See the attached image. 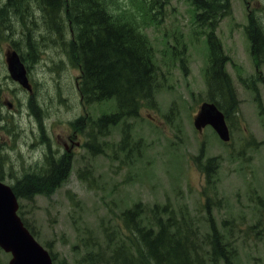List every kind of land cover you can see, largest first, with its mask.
Returning a JSON list of instances; mask_svg holds the SVG:
<instances>
[{
    "label": "rangeland",
    "instance_id": "1",
    "mask_svg": "<svg viewBox=\"0 0 264 264\" xmlns=\"http://www.w3.org/2000/svg\"><path fill=\"white\" fill-rule=\"evenodd\" d=\"M147 1L111 0L110 8L122 18L136 14L152 49L154 107L142 106L125 127L110 128L98 139L101 152H92L91 123L113 112L115 101L82 100L75 55L48 41L52 34L34 1L13 6L16 0H0V176L15 185L47 177L53 156H69L63 157L68 174L53 191L18 201L22 219L54 264H81L89 252L110 247L106 234L122 233L119 213L138 202L143 218L155 204L184 215L200 255L210 253L204 236L212 223L229 264H264V54L254 55L247 36L258 26L264 39V0H229L230 14L216 28L238 100L228 119V143L210 127L198 132L193 126L207 98L209 58L193 7L189 0H150L149 10ZM13 49L28 71L32 95L9 76L6 53ZM7 103L16 104L13 116ZM209 157L218 167L207 183L201 164ZM8 259L0 249V264Z\"/></svg>",
    "mask_w": 264,
    "mask_h": 264
},
{
    "label": "trees",
    "instance_id": "2",
    "mask_svg": "<svg viewBox=\"0 0 264 264\" xmlns=\"http://www.w3.org/2000/svg\"><path fill=\"white\" fill-rule=\"evenodd\" d=\"M32 1L38 6L45 29L52 34L48 41L73 51L80 69L77 87L82 100L88 104L115 101L113 112L91 123L94 134L87 147L92 152H100L99 137L106 136L110 128L119 124L125 127L126 119L137 118L142 106L154 107L157 67L152 49L133 19L136 14L125 12L126 18L116 15L110 8L111 0ZM22 2L16 0L13 6ZM147 2L148 9L152 10V2ZM189 2L195 25L205 32L209 51L204 69L206 101L214 103L227 118L237 111L238 100L225 70L227 57L215 31L220 19L230 14L229 0ZM249 34L253 53L260 55L264 46L260 30ZM68 168V158H63L50 164L47 177L30 176L17 183L12 191L18 199L31 201L37 194L53 191L66 178ZM216 168L213 158L206 159L208 183ZM145 211L140 202L122 210L118 215L122 233L114 237L107 233L110 247L89 252L85 264H229L227 248L212 223L204 236L210 253L200 255L197 236L191 233L184 215L175 214L167 204L153 205L143 218Z\"/></svg>",
    "mask_w": 264,
    "mask_h": 264
},
{
    "label": "water",
    "instance_id": "3",
    "mask_svg": "<svg viewBox=\"0 0 264 264\" xmlns=\"http://www.w3.org/2000/svg\"><path fill=\"white\" fill-rule=\"evenodd\" d=\"M7 69L11 78L30 89L25 69L15 54L8 59ZM197 130L211 126L222 141L229 140L223 114L213 103H202L194 117ZM16 197L8 186L0 183V247L10 253L8 264H52L49 254L33 239L16 215Z\"/></svg>",
    "mask_w": 264,
    "mask_h": 264
},
{
    "label": "flooded vegetation",
    "instance_id": "4",
    "mask_svg": "<svg viewBox=\"0 0 264 264\" xmlns=\"http://www.w3.org/2000/svg\"><path fill=\"white\" fill-rule=\"evenodd\" d=\"M31 89H32V86H31ZM7 108H8V112L9 113H12V112H16V104H12V103H7L6 104ZM12 116H13V113H12ZM1 139V137H0Z\"/></svg>",
    "mask_w": 264,
    "mask_h": 264
},
{
    "label": "bare ground",
    "instance_id": "5",
    "mask_svg": "<svg viewBox=\"0 0 264 264\" xmlns=\"http://www.w3.org/2000/svg\"><path fill=\"white\" fill-rule=\"evenodd\" d=\"M139 140V139H138ZM141 142V141H140ZM122 151V150H121Z\"/></svg>",
    "mask_w": 264,
    "mask_h": 264
}]
</instances>
